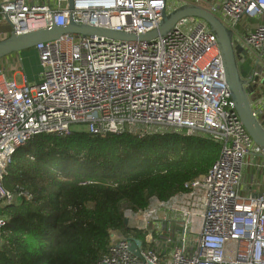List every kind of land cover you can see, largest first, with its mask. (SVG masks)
Instances as JSON below:
<instances>
[{"label": "built area", "instance_id": "built-area-1", "mask_svg": "<svg viewBox=\"0 0 264 264\" xmlns=\"http://www.w3.org/2000/svg\"><path fill=\"white\" fill-rule=\"evenodd\" d=\"M184 4L219 15L246 50L241 56L252 58L245 87L264 125V84L255 82L264 78V0H73L72 8L70 0H0V24L22 34L64 27L72 16L141 35L158 26L164 9ZM34 48V81L14 76L24 64L20 52L0 59L1 205L32 197L7 188L4 178L17 149L37 134L68 135L84 125L93 135H207L221 144L209 171L166 200L152 196L145 209L125 207L128 226L144 236L109 229L98 264H264V195L240 192L246 157L257 152L264 159V152L238 115L217 37L203 19L181 18L149 41L64 33ZM7 220L0 216V242Z\"/></svg>", "mask_w": 264, "mask_h": 264}, {"label": "trees", "instance_id": "trees-1", "mask_svg": "<svg viewBox=\"0 0 264 264\" xmlns=\"http://www.w3.org/2000/svg\"><path fill=\"white\" fill-rule=\"evenodd\" d=\"M1 31L8 36L11 27ZM220 152L207 135L174 130L139 137L74 127L68 135H35L17 149L4 178L7 188L32 197L0 204L8 218L0 264H98L109 229L144 236L124 223L125 207L145 209L152 196L166 200L184 190Z\"/></svg>", "mask_w": 264, "mask_h": 264}, {"label": "water", "instance_id": "water-1", "mask_svg": "<svg viewBox=\"0 0 264 264\" xmlns=\"http://www.w3.org/2000/svg\"><path fill=\"white\" fill-rule=\"evenodd\" d=\"M70 7H73V0H70ZM198 17L203 19L209 26L210 30L216 35L225 68L226 80L235 102L238 115L249 132L254 142L264 152V125L260 122L252 108L248 89H246V78L251 76L253 71V60L246 56V50L239 45L234 44L233 30L228 28L222 21L221 17L212 10L198 4H184L176 7L171 11L166 9L162 12V21L154 29L141 34L135 35L124 31H117L108 28H102L94 25L78 24L72 16L69 23L64 27L52 25L51 27L37 31L18 34L12 32L10 35L0 39V59L12 53L21 52L25 49L34 48L39 42L49 41L59 38L64 33H76L82 35H101L110 39L119 40H152L168 33L176 23L184 17ZM128 218H124V223L128 226ZM141 243L136 240L132 249ZM139 254V251H135Z\"/></svg>", "mask_w": 264, "mask_h": 264}, {"label": "crops", "instance_id": "crops-1", "mask_svg": "<svg viewBox=\"0 0 264 264\" xmlns=\"http://www.w3.org/2000/svg\"><path fill=\"white\" fill-rule=\"evenodd\" d=\"M18 74L22 75V82L25 78L31 81L38 79L36 72H30L29 76L26 71L25 74L23 72ZM240 192L245 196L248 194L264 195V159L261 153L252 152L246 157Z\"/></svg>", "mask_w": 264, "mask_h": 264}, {"label": "rangeland", "instance_id": "rangeland-1", "mask_svg": "<svg viewBox=\"0 0 264 264\" xmlns=\"http://www.w3.org/2000/svg\"><path fill=\"white\" fill-rule=\"evenodd\" d=\"M5 26H8V25L7 24H0V27H5ZM5 36L1 35L0 38H3ZM20 54H22L23 59H24L23 62L25 64V67H24V64H23V67H22L23 74H25V71H26L27 75L30 72H36V73H38L40 68H39L38 56H37V53H36L35 49L34 48L25 49V50H22L20 52ZM14 76H15V78L17 79V81L19 83L22 82V75L16 73ZM255 82H258L259 84H264V78H261V77L260 78H256L255 79ZM257 91H259V90H257ZM259 93H260V91L257 92V94H259ZM84 127H85L84 125H77V126H75V128H77V129H82Z\"/></svg>", "mask_w": 264, "mask_h": 264}]
</instances>
